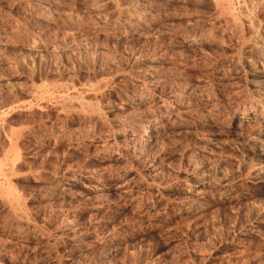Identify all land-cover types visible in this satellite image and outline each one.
Masks as SVG:
<instances>
[{
	"label": "rangeland",
	"instance_id": "374dc122",
	"mask_svg": "<svg viewBox=\"0 0 264 264\" xmlns=\"http://www.w3.org/2000/svg\"><path fill=\"white\" fill-rule=\"evenodd\" d=\"M263 55L264 0H0V264H264Z\"/></svg>",
	"mask_w": 264,
	"mask_h": 264
},
{
	"label": "bare ground",
	"instance_id": "6f19581e",
	"mask_svg": "<svg viewBox=\"0 0 264 264\" xmlns=\"http://www.w3.org/2000/svg\"><path fill=\"white\" fill-rule=\"evenodd\" d=\"M242 35V34H241ZM257 35V34H256ZM249 36V34H248ZM250 37V36H249ZM246 38V37H245ZM240 41V40H239ZM244 50V49H243ZM264 56V55H263ZM260 57V56H259ZM251 68L258 69L259 71H263V61H256L251 60L248 62ZM249 67V68H250ZM222 86V85H221ZM260 92V91H259ZM199 94V93H198ZM190 100V99H189ZM243 101V100H242ZM245 101V100H244ZM177 102V101H176ZM186 105V104H185ZM260 105V104H259ZM189 106V105H188ZM185 107V106H184ZM209 107V106H208ZM218 107V106H217ZM243 107V106H242ZM252 110V109H251ZM247 107H243V110L240 112V115L234 117V121L237 122V129L238 133L237 136L241 135L244 130L247 128L252 127L254 131V135L251 137V141L253 145L256 146H264V112L261 113L260 111L253 108L251 111ZM261 110V109H260ZM210 111V110H209ZM154 119V118H153ZM196 120V119H195ZM155 121V120H154ZM200 121V120H199ZM187 122V121H186ZM252 124V125H251ZM159 128V125L156 123L148 126L144 130V135L151 137L155 134L156 130ZM244 136V135H243ZM242 141V140H241ZM264 155V151L262 152Z\"/></svg>",
	"mask_w": 264,
	"mask_h": 264
}]
</instances>
